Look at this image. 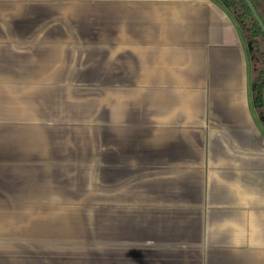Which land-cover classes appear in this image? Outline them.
Segmentation results:
<instances>
[{"label":"crops","instance_id":"0c3cea01","mask_svg":"<svg viewBox=\"0 0 264 264\" xmlns=\"http://www.w3.org/2000/svg\"><path fill=\"white\" fill-rule=\"evenodd\" d=\"M222 0H0V264H264V125Z\"/></svg>","mask_w":264,"mask_h":264},{"label":"trees","instance_id":"16d2710c","mask_svg":"<svg viewBox=\"0 0 264 264\" xmlns=\"http://www.w3.org/2000/svg\"><path fill=\"white\" fill-rule=\"evenodd\" d=\"M228 7L234 12L238 21L242 25L248 39H262L264 41V32L262 31L259 23L255 19L251 9L245 0H222ZM257 11L260 13L262 20L264 21V17L262 16L259 10V2L261 0H251ZM255 60V59H254ZM253 60V61H254ZM256 61V60H255ZM255 78L252 83V93L253 99L256 106V109L260 116L264 120V99H263V91H264V59H261L260 66L257 63L254 66Z\"/></svg>","mask_w":264,"mask_h":264},{"label":"flooded vegetation","instance_id":"af4514ba","mask_svg":"<svg viewBox=\"0 0 264 264\" xmlns=\"http://www.w3.org/2000/svg\"><path fill=\"white\" fill-rule=\"evenodd\" d=\"M258 2H259V5H260L259 10H260L262 16L264 17V0H261V1H258ZM259 15H260V13H259ZM248 45H249L251 51L255 55L261 57L262 60L264 59V41L262 39H259V38L255 39V40L248 39Z\"/></svg>","mask_w":264,"mask_h":264},{"label":"water","instance_id":"95a60500","mask_svg":"<svg viewBox=\"0 0 264 264\" xmlns=\"http://www.w3.org/2000/svg\"><path fill=\"white\" fill-rule=\"evenodd\" d=\"M246 3L248 4L249 8L251 9L255 19L257 20V22L259 23L262 31L264 32V21L262 20L261 16L259 15L256 7L254 6V4L252 3L251 0H245ZM263 99H264V91H263Z\"/></svg>","mask_w":264,"mask_h":264},{"label":"rangeland","instance_id":"374dc122","mask_svg":"<svg viewBox=\"0 0 264 264\" xmlns=\"http://www.w3.org/2000/svg\"><path fill=\"white\" fill-rule=\"evenodd\" d=\"M263 45V44H262ZM249 49H250V47H249ZM250 51H251V49H250ZM251 55H252V64H253V66H255V64L257 63V65L258 66H260V62H261V57H259V56H257V55H255L252 51H251ZM256 61H255V60ZM254 60V61H253ZM259 116H260V114H259ZM261 121H262V123H263V125H264V120H263V118L261 117Z\"/></svg>","mask_w":264,"mask_h":264}]
</instances>
